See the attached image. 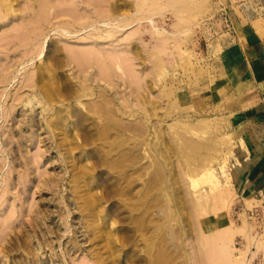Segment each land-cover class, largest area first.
<instances>
[{"label":"rangeland","instance_id":"1","mask_svg":"<svg viewBox=\"0 0 264 264\" xmlns=\"http://www.w3.org/2000/svg\"><path fill=\"white\" fill-rule=\"evenodd\" d=\"M140 1L0 0V264H264L236 92L264 0Z\"/></svg>","mask_w":264,"mask_h":264},{"label":"crops","instance_id":"2","mask_svg":"<svg viewBox=\"0 0 264 264\" xmlns=\"http://www.w3.org/2000/svg\"><path fill=\"white\" fill-rule=\"evenodd\" d=\"M240 63L239 68L242 70L245 66L252 65L245 73L247 77L236 87L239 96L237 100L243 105V109L237 112L238 121L241 122L239 131L243 133L248 149V157L241 173L243 188L247 195L254 198V194H257L260 199H254L264 203V59L258 58L249 63L240 52ZM245 89L249 90L247 97L242 96Z\"/></svg>","mask_w":264,"mask_h":264},{"label":"bare ground","instance_id":"3","mask_svg":"<svg viewBox=\"0 0 264 264\" xmlns=\"http://www.w3.org/2000/svg\"><path fill=\"white\" fill-rule=\"evenodd\" d=\"M108 1H109V0H108ZM141 1H142V0H141ZM141 1H140V3H141ZM144 1L147 2L148 0H144ZM173 1H176V2H177L178 0H172V2L170 1V2H168V4H169V3H171V4H172V3H175L174 5H176V2H173ZM146 2H144V3L142 2L143 5L146 4ZM148 2H149V1H148ZM148 2H147V6H148ZM180 2H182V3H180ZM191 2H196V4L194 3L193 5H197V4H200V3H201V0H199L200 3H197V2H198L197 0H196V1H194V0H179V2H177V4H179V3L181 4V5H179V6L181 7V9L178 8V6H176V7L178 8V10L176 9V11H177V12L180 11V12H178V13L181 14V15H178V18H179V17L181 18V16L185 15L184 19L181 18V19H183V20H182L183 23H184V22H187V24H189V23H188L189 20H190V22L193 21V20H191L192 17H195V18L197 17L196 13H195V16H194V13H193V10H194V9H190V8H193V7H192V6L189 7V5L192 4ZM202 2H204V1H202ZM140 3H139V4H140ZM187 3H189V5H188ZM184 4H186V6H188L189 8H187V9L184 8V7H186V6H184ZM172 5H173V4H172ZM172 5L169 4L170 7H173L174 12L176 13V11H175V6H172ZM200 5H201V4H200ZM145 6H146V5H145ZM139 7H140V8H138L137 10H140V11H141L142 8H143L142 4H140ZM194 7H195V6H194ZM200 7H201V6H200ZM195 8H196V7H195ZM198 9H199V7H198ZM109 10H110V9H109ZM191 10H192V11H191ZM113 11H114V8H113ZM195 11H197V10H195ZM195 11H194V12H195ZM109 12H110V11H109ZM109 12H108V14H109ZM178 13H177V14H178ZM102 14H103V13H102ZM108 14L106 13V14L104 15V17H105V16L108 17V16L110 15V14H109V15H108ZM142 14H143V13H142ZM142 14H141V15H142ZM142 16H143V15H142ZM186 16H187V17H186ZM105 18H106V17H105ZM195 18H194V19H195ZM103 20H105V19H103ZM107 20H108V19H107ZM111 20H112V19H111ZM103 22H105L107 26H108V25H111V26L113 25V22H112V21H109V20H108V21H103ZM129 23H130V22H129ZM129 23H128V24H129ZM130 24H131V23H130ZM79 25H80V24H79ZM181 25H182V24H181ZM189 25H190V24H189ZM187 28H188V27H187ZM187 28H186V29H187ZM186 29H185V32H184V33H186ZM188 29H189V28H188ZM188 29H187V30H188ZM190 31H191V29H190ZM190 31H189V32H190ZM107 32H109V31H107ZM107 32H106L105 37H103L104 39H105L106 36L108 35ZM187 32H188V31H187ZM104 33H105V32H104ZM111 34H113V32H112ZM111 34H110L109 36H107V39H108V38L111 39V36H112ZM103 35H104V34H103ZM103 35H102V36H103ZM113 35H114V34H113ZM112 38H113V37H112ZM101 39H102V38H101ZM80 54H81V53H80ZM80 54H79V55H80ZM85 54H86V53H85ZM81 55H82V54H81ZM90 55H91V54H90ZM86 56H87V55H86ZM91 56H92V55H91ZM104 57H105V55H104L102 58H104ZM94 58H95V57H94ZM100 58H101V57H100ZM108 58H109V57H108ZM76 59H77V58H76ZM79 59H80V58H79ZM83 59H84V58H83ZM85 59H86V57H85ZM88 59H89V60H94L93 63H95V61H96V58H95V59H93V58H92V59H91V58H88ZM80 60H81V59H80ZM89 60H88V61H89ZM102 60H103V59H102ZM104 60H106V59L104 58ZM104 60H103V61H104ZM107 60H108V59H107ZM78 61H79V60H78ZM100 61H101V60H100ZM100 61H98V62H100ZM101 62H102V61H101ZM108 62H109V61H107V63H106V62L104 61L102 64H104L105 66H103V67L106 68V67H107L106 64H108ZM83 64H84V62H83ZM100 64H101V63H100ZM86 65H87V64H86ZM92 65H93V64H92ZM98 65H99V64H98ZM109 65H110V64H109ZM94 66H95V65H94ZM119 67H120V66H119ZM90 68H91V67H90ZM108 68H109V67L106 68V71H107V72H108ZM120 69H122V67H120ZM91 70H93V69H91ZM109 70H110V69H109ZM85 71H86V70H85ZM104 71H105V70H104ZM88 72H89V71H88ZM91 72H92V71H90V72H89V73H90L89 76L86 77L87 80H86V78H85L84 80H86L87 83H89V80H90V82H95V83H96V82L98 81V79H97V81H96L95 79L92 80L93 72H92V73H91ZM107 72H106L105 74H106V77H108V79H109V78H111L112 76H111V77L109 76V75H111V74H110V71H109L108 73H107ZM122 72H123V70H122ZM94 74H95V73H94ZM107 74H109V75H107ZM95 76H96V75H95ZM96 77H97V76H96ZM96 77H93V78H96ZM83 78H84V77H82V79H83ZM88 79H89V80H88ZM111 79H113V78H111ZM84 80H83V81H84ZM79 81H80V80H79ZM83 81H82V82H83ZM86 81H85V82H86ZM101 81H102V80H101ZM101 81H100V82H101ZM109 81L111 82V80H109ZM103 82H104V81H103ZM105 83H106V82H105ZM112 83H113V81H112ZM89 84H90V83H89ZM106 84L108 85V82H107ZM88 87H89V88H93V86H90V85H88ZM88 87H87V88H88ZM110 87H111V85L109 84V86H107L106 88L111 89ZM91 90H92V89H91ZM84 92H85V91H84ZM103 92H104V91H103ZM109 92H110V91H109ZM107 95H108V94H107ZM104 96H106V95L104 94ZM104 98H105V97H104ZM106 98H108V100L111 101L110 97L107 96ZM106 100H107V99H106ZM106 100H104V101H106ZM108 100H107V101H108ZM107 101H106V102H107ZM108 103H109V101L107 102V104H108ZM105 104H106V103H105ZM109 104H110V103H109ZM29 105H30V104H29ZM104 107H105V106H104ZM108 107H109V106H108ZM61 123H62V122H61ZM61 126H62V125H61ZM7 232H8V231H7ZM1 233H2V232H1ZM1 233H0V234H1ZM228 234H229V233H228ZM10 237H11V236H10ZM223 237H224V236H223ZM2 238H3V237H2ZM221 239H222V238H221ZM221 239H220L219 243L222 241V242L224 243L223 245H225L226 242H224L223 240H226V239H223V240H221ZM3 241H4V240H3ZM220 244H221V243H220ZM227 244H228V243H227ZM226 246L228 247V245H226ZM226 246H225V247H226ZM227 247H226V248H227ZM226 248H225V249H226ZM228 248H229V247H228ZM228 248H227V249H228ZM222 249H224V248H222Z\"/></svg>","mask_w":264,"mask_h":264}]
</instances>
